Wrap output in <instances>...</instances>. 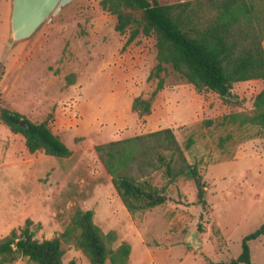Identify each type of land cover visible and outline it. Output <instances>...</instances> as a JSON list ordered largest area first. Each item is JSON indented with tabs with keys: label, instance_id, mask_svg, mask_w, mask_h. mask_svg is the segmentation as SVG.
Wrapping results in <instances>:
<instances>
[{
	"label": "rangeland",
	"instance_id": "374dc122",
	"mask_svg": "<svg viewBox=\"0 0 264 264\" xmlns=\"http://www.w3.org/2000/svg\"><path fill=\"white\" fill-rule=\"evenodd\" d=\"M10 2L0 0V105L33 122L46 120L71 152L67 157L29 153L22 136L0 122V238L17 232L26 220L36 239L50 238L75 208L88 207L104 232L115 231L113 247L120 241L129 244L126 264H207L235 258L241 237L264 220V128L222 117L248 113L264 79L233 83V99L224 97L226 101L208 89L196 91L167 69L153 93L158 80L148 77L156 62L153 39L138 34L126 42L128 31L114 29V15L101 9L99 0L70 1L15 42L9 41ZM135 96L150 97L147 115L130 110ZM163 127L172 130L187 161L201 174L203 210L192 181L179 176L167 185L163 203L128 217L116 207L107 214L100 198L110 189L109 175L93 146ZM225 135L229 138L220 144ZM152 181L164 183L159 172ZM116 197L108 196L112 206ZM248 246L250 260L264 264V231ZM69 259L88 264L66 244L62 260ZM0 264L28 262L17 255Z\"/></svg>",
	"mask_w": 264,
	"mask_h": 264
},
{
	"label": "trees",
	"instance_id": "16d2710c",
	"mask_svg": "<svg viewBox=\"0 0 264 264\" xmlns=\"http://www.w3.org/2000/svg\"><path fill=\"white\" fill-rule=\"evenodd\" d=\"M99 6L114 15L116 31H128L126 42L138 34L153 39L156 62L148 75L158 78L153 93L161 88L160 73L167 69L196 91L208 89L226 101L224 94L233 83L264 79V0H182L163 4L154 0H99ZM251 106L248 113H230L222 119L264 128V87L254 95ZM130 110L139 117L147 115L150 97H133ZM0 122L22 136L29 153L41 151L67 157L71 152L46 120L33 122L0 105ZM227 138L229 135L221 137L220 144ZM190 143L188 138L184 147ZM93 149L128 213L163 203L168 198L167 185L179 176L192 181L196 202L203 210L206 201L201 174L194 163L187 161L169 127L97 143ZM156 172L164 179L160 186L152 181ZM263 231L264 220L241 237L235 258L207 264H257L250 260L248 241ZM34 234L26 220L17 232L11 230L0 238V263L11 262L19 255L26 257L28 264H75L73 259L62 260L66 244L79 250L88 264H126L130 251L126 241L113 247L115 231L104 232L89 208H75L64 228L50 238L38 240Z\"/></svg>",
	"mask_w": 264,
	"mask_h": 264
},
{
	"label": "water",
	"instance_id": "95a60500",
	"mask_svg": "<svg viewBox=\"0 0 264 264\" xmlns=\"http://www.w3.org/2000/svg\"><path fill=\"white\" fill-rule=\"evenodd\" d=\"M70 1L72 0H11L9 41L15 42L29 37L43 22ZM224 97L233 99L230 90Z\"/></svg>",
	"mask_w": 264,
	"mask_h": 264
},
{
	"label": "crops",
	"instance_id": "0c3cea01",
	"mask_svg": "<svg viewBox=\"0 0 264 264\" xmlns=\"http://www.w3.org/2000/svg\"><path fill=\"white\" fill-rule=\"evenodd\" d=\"M109 181H110V177H109ZM110 189H106V191L102 192L101 193V198H100V202L102 203L100 206H102L106 211H107V214L111 215L110 211L111 208H114L116 207L118 211H120V215H121V211L124 212V214H126V216H130V214L126 211V209L124 208V206L122 205V203L120 202L118 196L116 197V200H117V204L115 203L114 205L115 206H112V203H110L109 199H108V196H111L112 197V194L114 195H117L116 192L114 191L112 185H111V182H110ZM106 194V195H105ZM108 195V196H107ZM119 200V201H118ZM114 202V201H113ZM120 202V203H119ZM155 207V206H154ZM86 209L88 207H85ZM153 208V207H152ZM146 211V210H145ZM123 214V213H122ZM94 215H95V211L93 212V218H94Z\"/></svg>",
	"mask_w": 264,
	"mask_h": 264
}]
</instances>
